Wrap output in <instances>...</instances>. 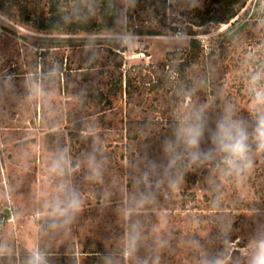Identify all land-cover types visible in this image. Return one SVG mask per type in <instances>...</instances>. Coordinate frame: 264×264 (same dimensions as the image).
Masks as SVG:
<instances>
[{
	"label": "rangeland",
	"instance_id": "374dc122",
	"mask_svg": "<svg viewBox=\"0 0 264 264\" xmlns=\"http://www.w3.org/2000/svg\"><path fill=\"white\" fill-rule=\"evenodd\" d=\"M46 2L0 0V27L6 29L0 35V242L10 248L0 264H27L35 247L47 264H204L216 257L225 264H246L249 240L264 229V153L254 154L251 171L237 177L223 174L219 157L191 166L185 160L167 169L163 145L173 139L180 117L202 106H207L209 130L226 105L252 125L248 82L252 73L264 69V0L248 1L238 16V27L244 29L231 44L221 36L229 25L201 29L184 23L176 26L181 34L133 35L130 26L148 24L130 23L128 0H120V6L129 29L119 35L41 33L19 22L23 7L34 11ZM2 3L10 14L2 11ZM201 3L208 6L210 0ZM151 27L160 29L157 23ZM205 30L209 32L198 34ZM112 38L121 40L122 70L132 75L133 94L111 96L109 106L97 104L88 91L107 93L111 86L99 84L103 76L97 75L98 69L83 74L87 64L81 61L89 50L102 59L105 46L98 45ZM196 38L207 54L217 51V64L207 68L209 88L162 86L151 91L149 78L166 73L159 63L173 51L185 52L189 59L190 41ZM44 65L49 75L42 72ZM70 67L83 70L69 72ZM199 73L196 67L187 68L184 84L193 87ZM187 94L191 96L185 98ZM201 147H211L209 131ZM94 148L97 158L106 161L102 183L86 178L85 157ZM59 151H66L75 169L70 179L81 193L83 209L70 225L53 229L45 201L57 183L48 167ZM145 193L152 194V202L126 218L124 210ZM161 221L164 226L153 231ZM135 222L142 226L143 239L128 258L125 236ZM157 239L166 245L158 248ZM235 251L240 254L234 256Z\"/></svg>",
	"mask_w": 264,
	"mask_h": 264
},
{
	"label": "trees",
	"instance_id": "16d2710c",
	"mask_svg": "<svg viewBox=\"0 0 264 264\" xmlns=\"http://www.w3.org/2000/svg\"><path fill=\"white\" fill-rule=\"evenodd\" d=\"M201 1L199 0V6L194 7L193 5L196 3V0H128L130 7L127 13L129 14L130 23L133 24L132 22L138 21L139 23L148 24L141 26L133 25L130 26V30L133 35L164 36L168 32L176 34L183 32L181 27H176L177 24L188 23L192 27L201 29L209 28L211 25H229L230 28L222 32L221 36L225 43L231 44L234 42L235 36L244 29V27H238V16L249 0H210V5L208 6L203 5ZM1 6L3 12L7 11L8 14L12 12L11 9L6 7L5 3H2ZM124 11L125 9L120 6V0H47L44 7L37 6L34 11H28L27 7H23L19 22L41 33L119 35L124 30L129 29L123 25L126 19ZM153 23H157L160 29L152 28ZM234 28H236V31L233 30ZM5 31L4 27H0V35ZM208 32L205 30L198 34H207ZM61 41L64 40H58L57 42L60 43ZM103 42L105 43L98 45L105 46L102 50L104 53L102 59H99L95 52L91 50L86 51L87 54L82 57L81 61L87 64L85 67L86 71L82 72L83 74L84 72L89 74L92 70L98 69L97 75L103 76L99 84L110 85L111 87L107 93L102 89H98L97 93H94V89L91 88L88 91L89 97L97 100V104L104 103L111 106L113 105V99H110L111 96L114 97L116 95L122 98L124 93L130 97L132 96L133 81L132 75L129 72L124 73L122 70L123 61H121L122 57L120 54V50H122L120 38L105 39ZM221 49H226V47L223 45ZM44 50L41 51V56L45 55L46 51ZM188 55L189 59L186 58L185 52L173 51L169 53V58L158 65L159 69L162 68L166 73L160 75L161 77L158 79L149 78L150 90H160L162 86L170 89L179 87L180 91H185L187 88L193 90L201 88L203 90L204 86L209 88L210 80L207 76V68L213 62V64H217V51L212 50L207 54L203 41L196 38L190 41ZM190 66L193 69L196 67L200 70V73L196 76V80H194L193 87L184 84L187 79L186 69ZM38 67L39 65L37 64ZM104 68H107L106 71H104ZM41 70L44 74L49 75L50 71L46 69L45 65ZM80 70L83 69H68L69 72H79ZM37 76L38 74L36 73V79ZM175 76H177L176 79H174ZM180 77L184 82L181 81ZM175 80L181 82L179 83ZM124 85L126 86L125 88ZM174 95L179 96L178 93ZM190 96L187 94L185 98ZM79 127L80 125H78L76 130ZM121 136H123V133ZM75 137L78 138L79 135H75ZM4 217L9 216L4 214ZM102 250H104L103 247ZM90 254L96 255L97 252H90ZM239 254V251L234 252V256ZM141 259L143 262H146L148 257L143 254L141 255Z\"/></svg>",
	"mask_w": 264,
	"mask_h": 264
},
{
	"label": "clouds",
	"instance_id": "9594fccd",
	"mask_svg": "<svg viewBox=\"0 0 264 264\" xmlns=\"http://www.w3.org/2000/svg\"><path fill=\"white\" fill-rule=\"evenodd\" d=\"M199 6V0L193 5ZM264 69L250 75L248 82L249 91L252 94L250 112L253 123L248 125L244 120L236 118V111L232 105H226L222 115L215 121L210 130L206 117L207 106L198 109H189L180 117L173 132V139L166 140L163 150L168 156L167 169L177 167L185 160L188 165H202L219 157L218 167L224 175L237 177L250 172L253 167V156L264 153ZM33 91H39V85H33ZM209 131L211 147L202 149L201 144ZM85 166L88 171L87 179L103 182L104 167L106 161L97 158V149H93L85 157ZM155 164L151 168L155 169ZM75 171L66 151H59L53 155L48 167L49 174L57 180L54 193L45 201L46 214L51 218V228L66 227L70 225L83 209L81 193L73 186L71 174ZM147 173L143 177L147 181ZM174 182V181H173ZM151 193L141 194L134 199L133 207L124 210L125 217H130L135 211L143 209L151 203ZM164 226V221L153 229L159 231ZM143 239L142 226L132 223L125 236L124 255L131 258L136 253ZM157 247L166 245L163 239H157ZM10 252L6 242H0V256ZM246 264H264V229L258 230L249 240L245 249ZM27 264H47L45 254L35 247L30 250ZM108 264H111L109 260ZM153 264H158L154 261ZM204 264H225L222 257L205 260Z\"/></svg>",
	"mask_w": 264,
	"mask_h": 264
},
{
	"label": "built area",
	"instance_id": "2783aa9c",
	"mask_svg": "<svg viewBox=\"0 0 264 264\" xmlns=\"http://www.w3.org/2000/svg\"><path fill=\"white\" fill-rule=\"evenodd\" d=\"M182 32H178L177 34H181Z\"/></svg>",
	"mask_w": 264,
	"mask_h": 264
},
{
	"label": "water",
	"instance_id": "95a60500",
	"mask_svg": "<svg viewBox=\"0 0 264 264\" xmlns=\"http://www.w3.org/2000/svg\"><path fill=\"white\" fill-rule=\"evenodd\" d=\"M6 213H8V211Z\"/></svg>",
	"mask_w": 264,
	"mask_h": 264
}]
</instances>
